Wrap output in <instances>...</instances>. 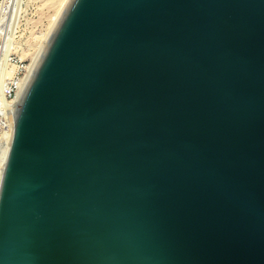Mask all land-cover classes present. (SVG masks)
I'll use <instances>...</instances> for the list:
<instances>
[{
	"label": "water",
	"instance_id": "obj_1",
	"mask_svg": "<svg viewBox=\"0 0 264 264\" xmlns=\"http://www.w3.org/2000/svg\"><path fill=\"white\" fill-rule=\"evenodd\" d=\"M13 118L0 264H264V0H67Z\"/></svg>",
	"mask_w": 264,
	"mask_h": 264
},
{
	"label": "rangeland",
	"instance_id": "obj_2",
	"mask_svg": "<svg viewBox=\"0 0 264 264\" xmlns=\"http://www.w3.org/2000/svg\"><path fill=\"white\" fill-rule=\"evenodd\" d=\"M61 1L0 0V105L11 101L8 92L32 62ZM6 70H13V78L4 76Z\"/></svg>",
	"mask_w": 264,
	"mask_h": 264
},
{
	"label": "bare ground",
	"instance_id": "obj_3",
	"mask_svg": "<svg viewBox=\"0 0 264 264\" xmlns=\"http://www.w3.org/2000/svg\"><path fill=\"white\" fill-rule=\"evenodd\" d=\"M56 1V0H55ZM61 1V0H60ZM67 2V0H62L59 4L60 8L59 10H57V13L55 11V14H54V17L51 19L53 20V23L55 22L56 18L58 17L59 13L61 12L62 8L64 7L65 3ZM56 4V3H55ZM52 21H50L51 23ZM52 23V25H53ZM52 27V26H51ZM49 28V27H48ZM51 29V28H50ZM45 35V34H44ZM47 36V35H46ZM46 36L44 37V39L46 38ZM43 38V36H42ZM43 39V41H44ZM43 41H41V44L39 47H37V51L39 50V48L41 47ZM37 52H35V55H36ZM34 55V56H35ZM33 56V58H34ZM29 67V66H28ZM28 67L26 68V71L28 69ZM16 69V67H15ZM4 70V69H3ZM13 71V70H12ZM12 71L11 70H6L4 72V76H8L9 78L12 76ZM3 72V71H2ZM26 73V72H25ZM24 73V75H25ZM2 74V73H1ZM24 75L22 76L21 80H20V83L24 77ZM13 78V77H11ZM14 100H11V101H8V102H5V107L7 108V121H8V124H9V127H10V139L8 141V145L3 148L1 151H0V184H1V179H2V176H3V173L5 171V166H6V161H7V158H8V155H9V151H10V147H11V140H12V135H13V131H14V118H13V104H14ZM2 103V102H1ZM3 104V105H4ZM2 105V106H3Z\"/></svg>",
	"mask_w": 264,
	"mask_h": 264
},
{
	"label": "built area",
	"instance_id": "obj_4",
	"mask_svg": "<svg viewBox=\"0 0 264 264\" xmlns=\"http://www.w3.org/2000/svg\"><path fill=\"white\" fill-rule=\"evenodd\" d=\"M26 72V68L24 69L22 75L17 78L16 81L13 82L10 91L8 92L10 100L15 99L16 92L20 85V80L24 73ZM0 113L2 117H0V151L8 145V141L10 139V127L7 121V108L5 106L0 105Z\"/></svg>",
	"mask_w": 264,
	"mask_h": 264
}]
</instances>
